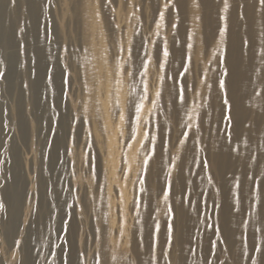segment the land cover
I'll return each mask as SVG.
<instances>
[{
  "label": "rangeland",
  "instance_id": "rangeland-1",
  "mask_svg": "<svg viewBox=\"0 0 264 264\" xmlns=\"http://www.w3.org/2000/svg\"><path fill=\"white\" fill-rule=\"evenodd\" d=\"M177 1L16 0L13 5L5 0L0 10V264H136L133 237L149 189V230L159 224L158 233L148 239L149 264H179L185 226L193 235L185 264L260 263L262 237L255 234L256 244L248 245L247 227L264 221V111L253 106L261 65L252 56L264 52L244 39L239 12L234 20L242 38L238 57L241 66L249 63L253 89L237 90L245 111L236 128L227 90L222 0H216L219 25L213 39H205L202 6L194 1L198 42L192 40L188 8L181 12ZM33 7L38 8L34 20ZM181 23L184 32L178 37ZM98 44L125 90L119 101L118 93L109 97L101 86L105 75L91 83L97 97L109 102L118 138L116 180L110 189L105 137L95 132L85 110L84 67L86 62L94 65L89 52ZM176 47L182 48L179 63ZM168 84L177 86L176 101L185 100L182 116L162 97ZM135 89L140 91L137 106L143 107L129 114ZM215 138L232 142L227 161L215 157ZM132 145L136 169L129 171L121 166ZM158 150L165 167L160 179L149 182ZM182 160L187 162L183 181ZM168 184L172 189L165 202L162 192ZM13 186L19 192L17 202L3 195ZM225 201L228 223L223 232L219 212ZM166 223L174 229L170 252ZM200 238L207 251L201 258Z\"/></svg>",
  "mask_w": 264,
  "mask_h": 264
},
{
  "label": "bare ground",
  "instance_id": "bare-ground-1",
  "mask_svg": "<svg viewBox=\"0 0 264 264\" xmlns=\"http://www.w3.org/2000/svg\"><path fill=\"white\" fill-rule=\"evenodd\" d=\"M195 0H178L177 5L179 10L186 11L188 8L190 13L189 16V25L191 29V35H193L192 40L194 39L196 42L199 40L198 32H195L196 28H198L197 18H198V10L197 6L194 2ZM5 0H0V10L4 5ZM243 3V7L239 6V3ZM200 4L202 6V13L200 15V20L204 25V36L205 39H213L214 30L218 27L219 21L217 19V4L216 0H200ZM227 4V7H225ZM37 9L32 8V20H34L37 16ZM204 10V11H203ZM220 15L224 20V24L227 25V40L224 44L225 46V54L227 57V63L229 66V77H228V98H229V107L231 109V113L235 119V127L238 128L242 124V116L245 111V102L239 98L237 90H242L244 92H249L253 89V85L251 84V69L249 63L241 66L240 58L238 57V53L241 51V41L242 38L238 35L234 20L237 18L238 13L240 12V16L242 17L243 22V30H244V39L253 43H258L259 51L264 52V5L259 3V0H250L249 3H246L244 0H238L237 4H231L230 0H222L220 4ZM203 16V18H202ZM8 33V31L6 30ZM184 32V28L182 27V23L177 29V36L182 37ZM6 34V33H5ZM9 45V38L5 40L4 44ZM222 45V44H221ZM223 46V45H222ZM38 57H41L42 50L39 49ZM182 53L181 47L175 48V59L176 63L180 62ZM90 57L92 58L94 65H91V62H86L84 70L86 75V82L88 84L87 88V97H86V116L93 124L94 130L100 136L104 135L105 140L103 142V160L104 166L106 169V179L109 185V189L112 187V183L116 180V171L117 168L115 166L116 160L119 155V147H118V138L115 133V127L110 122L108 115V101L101 100L100 97H97L95 91L91 89L92 81L97 80L101 77V75H105L102 79L101 86L104 90H106L107 95L117 96V93L120 95V100L123 101L125 97V90L121 87V84L118 83L122 80V78H118L115 76L116 71L109 67L106 62V58L104 56L103 47L101 44H98L93 49V52H89ZM198 58V54L195 55ZM253 59H258L261 65V70L257 73V93L253 97V106L258 107L262 111H264V53H258L254 57V53L252 54ZM12 58L9 57V60ZM103 77V76H102ZM254 77V76H253ZM117 78V79H116ZM117 82L115 84L114 82ZM90 84V86H89ZM101 87V89H102ZM255 87V86H254ZM39 89V87H38ZM176 91L177 86L174 84L166 85V88L163 92V98H167L170 100V104L172 106V111H174L178 116H182L184 113L183 104H185V100L176 101ZM140 100V91L139 89H135L131 94L128 101V113L133 114L136 112V107L138 101ZM213 100L218 101L215 92L213 93ZM170 106V107H171ZM143 111V109H142ZM145 111V110H144ZM190 113L194 112V108L189 109ZM102 121L105 125L100 126L99 122ZM58 145V144H57ZM213 152L215 157L219 160L220 158L227 161L232 151V142L227 143L219 138H215L212 142ZM58 148V147H57ZM163 151L158 150L154 156L153 167L151 166L152 172L148 176V181L151 182L152 178L158 176L160 179L161 171L165 167V163L163 162ZM136 152L134 150V145L131 148L127 149L125 153V157L122 160V169H128L129 171L136 169ZM180 180L183 178V171L186 168V161H183ZM187 163V162H186ZM152 190L149 189V193L145 198L146 210L144 211L143 218H140L136 224L134 237H133V254L135 257L136 264H149V259L147 256L148 252V239H149V214L150 207L152 205ZM3 196L7 200H13L17 202L19 200V192L15 186L10 187L7 190L3 191ZM145 197V196H144ZM224 208L219 212V218L222 224L223 232H226V225L228 223V210L226 207V201L224 202ZM260 205V202L256 204V207ZM14 210V209H13ZM184 208H181V212ZM194 219L197 218V214L193 215ZM11 220H14V211L11 213ZM13 223L9 224V229H12ZM188 226H185V233L181 236L180 239V248H179V264H185L186 255L191 251L190 245L193 241V235L190 229H187ZM248 233V245H255L256 239L255 234L259 233L262 237L260 240L259 254L260 260H258L259 264H264V221L259 222L253 226L247 227ZM142 238V239H141ZM162 238H160L161 240ZM162 243V242H161ZM249 246V247H250ZM205 240L202 238L198 241V255L201 258L206 253ZM252 252V251H251ZM251 254V253H250ZM106 264V262H103ZM243 264V263H242Z\"/></svg>",
  "mask_w": 264,
  "mask_h": 264
},
{
  "label": "snow or ice",
  "instance_id": "snow-or-ice-1",
  "mask_svg": "<svg viewBox=\"0 0 264 264\" xmlns=\"http://www.w3.org/2000/svg\"><path fill=\"white\" fill-rule=\"evenodd\" d=\"M10 2L14 5V4L16 3V0H10ZM109 2H110V0H109ZM259 3H260L261 5H264V0H259ZM165 7H168V5L165 4ZM225 7H227V4H225ZM160 19H161V20L164 19V15H163V13L160 14ZM117 27H118V26H117ZM225 31H226V29H225ZM121 51H123L122 48H121ZM128 51H129V54H130V53H131V49H129ZM168 55H169V53H168L167 49L165 48L164 51H163V56H164V57H167ZM3 76H4V74H3V73H0V78H3ZM63 83L67 84V83H68V80L65 79V80L63 81ZM25 87H27V85H25ZM221 87H223V82H221ZM64 95H65V97H66L67 94L65 93ZM224 103L227 104V101L225 100ZM142 107H143V105L137 106V107H136V112H139V111L141 110ZM229 119H230V118H229ZM73 163H74V162H73ZM166 187H167V192H162V194H163V198H164L165 202H167V201L169 200V194L171 193V189H172L171 184L166 185ZM237 187H238V185H237ZM168 214H169L173 219L175 218L174 213L172 212L171 208L168 209ZM137 215H138V214H137ZM96 231H99V229H97ZM158 231H159V224L157 223V224H155V225L153 226V228L150 230V232H149V236H150V237L155 236V235L158 233ZM173 232H174V229H173L172 225H171L170 223H166L167 247H168L169 252L171 251V244H172V238H173V237H172V234H173ZM141 239H142V238H141ZM66 242H67V241H66ZM155 243L158 245V239L155 240ZM150 247H151V244H150ZM166 254H167V253H164V252L161 253V255H166ZM81 255H83V253H81ZM167 264H171V260H169V261L167 262Z\"/></svg>",
  "mask_w": 264,
  "mask_h": 264
}]
</instances>
